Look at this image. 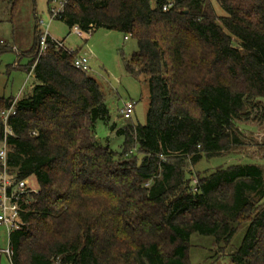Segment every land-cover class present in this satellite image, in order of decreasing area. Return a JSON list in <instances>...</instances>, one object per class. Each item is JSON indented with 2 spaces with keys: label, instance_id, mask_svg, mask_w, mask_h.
Returning <instances> with one entry per match:
<instances>
[{
  "label": "trees",
  "instance_id": "1",
  "mask_svg": "<svg viewBox=\"0 0 264 264\" xmlns=\"http://www.w3.org/2000/svg\"><path fill=\"white\" fill-rule=\"evenodd\" d=\"M5 1L12 14L21 2ZM217 1L224 15L212 0H68L57 19L71 29L137 40L125 69L147 79L150 103L145 124L118 129L120 152L97 144L96 122L109 125L110 111L97 80L74 66L78 50L50 36L38 56L36 26L34 81L8 121L7 163L39 190L10 233L12 264H192L193 234L224 252L244 223L232 262L264 264V168L191 177L203 157L245 144L241 122L264 117V0ZM14 101L0 96L2 141L1 112Z\"/></svg>",
  "mask_w": 264,
  "mask_h": 264
},
{
  "label": "rangeland",
  "instance_id": "2",
  "mask_svg": "<svg viewBox=\"0 0 264 264\" xmlns=\"http://www.w3.org/2000/svg\"><path fill=\"white\" fill-rule=\"evenodd\" d=\"M212 1L217 15H224L218 1ZM51 5L58 6L59 0H21L12 14L10 4L0 0V96L18 99L30 92L34 75L27 71L31 62L29 50L35 42L38 20H42L39 25L42 31H48L51 37L63 40L69 49L78 50V54L89 59L88 74L99 83L110 111L109 125L101 120L96 122L97 144L120 152L123 137L118 134V129L128 123L145 124L150 103L147 79L129 74L125 69L126 61L138 49L137 40L106 28H96L80 36L64 21L51 19ZM128 101L136 102L131 119H125L120 113ZM114 124L117 126L115 130L110 127ZM240 126L245 144L220 156L203 157L192 169L194 183L196 174L203 176L220 166L255 164L264 168V117L241 122ZM3 148L4 142L0 139V150ZM29 184L39 190L35 177H30ZM247 227L248 223L240 226L224 252L218 250L214 237L193 234L190 250L192 264H234L231 254L239 246ZM8 245L9 234L5 227L0 226V248L4 250ZM0 264L12 262L8 255L0 253Z\"/></svg>",
  "mask_w": 264,
  "mask_h": 264
},
{
  "label": "built area",
  "instance_id": "3",
  "mask_svg": "<svg viewBox=\"0 0 264 264\" xmlns=\"http://www.w3.org/2000/svg\"><path fill=\"white\" fill-rule=\"evenodd\" d=\"M68 0H59V5L54 6L51 5L50 15L51 19H57L61 16L63 13L65 6L67 4ZM173 1L168 2L164 5V10H167L168 8L173 6ZM42 20H38V26L42 24ZM40 27V26H39ZM75 29V32L83 36L84 32L78 27H73ZM40 29V28H39ZM41 33V46L39 55H42L45 53V51L48 49V37H50L48 31H42L40 29ZM55 40L57 45L59 47L64 48L69 53H74V49H69L63 40ZM73 64L77 69L83 70V71H90L89 67V59L86 56L75 54L73 59ZM16 103L17 99L12 103L9 109L4 110L1 112V118L3 120L4 124V135H3V142H4V148L0 150V162L2 165V168L0 170V226L5 227L9 234V245L6 249L0 248V253H5L9 256L10 260H12L14 249L13 245L10 243V233L20 229L24 222L22 220V204L27 201L29 194L31 191H38L35 188H33L29 184V179H18L17 175L15 173L10 172V167L7 163V157H8V146H7V137L9 134H12V131L9 127L8 121L9 118L16 113ZM135 101H128L124 104L123 108L120 110L121 115L125 119H129L134 110H135ZM53 264H63L61 261V258L58 257L55 259Z\"/></svg>",
  "mask_w": 264,
  "mask_h": 264
},
{
  "label": "crops",
  "instance_id": "4",
  "mask_svg": "<svg viewBox=\"0 0 264 264\" xmlns=\"http://www.w3.org/2000/svg\"><path fill=\"white\" fill-rule=\"evenodd\" d=\"M53 38V37H52ZM54 39H56V38H54ZM56 40H58V39H56ZM22 97V95L19 97V98H21ZM2 254V253H1Z\"/></svg>",
  "mask_w": 264,
  "mask_h": 264
}]
</instances>
